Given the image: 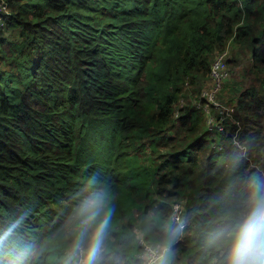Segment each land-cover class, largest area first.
Wrapping results in <instances>:
<instances>
[{
  "label": "trees",
  "instance_id": "trees-1",
  "mask_svg": "<svg viewBox=\"0 0 264 264\" xmlns=\"http://www.w3.org/2000/svg\"><path fill=\"white\" fill-rule=\"evenodd\" d=\"M6 2L0 264H62L61 230L93 197L112 211L102 264H145L139 234L158 244L174 230L178 264H222L264 183V0ZM226 44L247 82L209 127L192 99Z\"/></svg>",
  "mask_w": 264,
  "mask_h": 264
},
{
  "label": "clouds",
  "instance_id": "clouds-1",
  "mask_svg": "<svg viewBox=\"0 0 264 264\" xmlns=\"http://www.w3.org/2000/svg\"><path fill=\"white\" fill-rule=\"evenodd\" d=\"M111 216L102 197L81 204L61 230L63 238L70 241L62 264H102ZM237 217L225 234L227 255L222 264H264V183L252 185L246 207ZM175 238L174 230L166 233L155 247L146 244L147 264H167ZM32 254L39 255L32 249L24 253Z\"/></svg>",
  "mask_w": 264,
  "mask_h": 264
},
{
  "label": "built area",
  "instance_id": "built-area-1",
  "mask_svg": "<svg viewBox=\"0 0 264 264\" xmlns=\"http://www.w3.org/2000/svg\"><path fill=\"white\" fill-rule=\"evenodd\" d=\"M9 11V6L6 2V0H0V12L7 13ZM4 24V18L2 14H0V27ZM230 75L229 66L227 64V50H222L221 52L217 53L210 65L209 74L206 82L202 85V88L200 90V99L197 102L198 106H202L203 109L207 110V105H216L219 103L217 100V96L219 92L221 91L224 81L226 78ZM232 107L230 105L225 106V111L229 113L231 111ZM204 110V111H205ZM213 118V117H212ZM209 118L208 126L211 127V125L215 122L218 124V127H222V123L220 119ZM236 142L238 140H235ZM183 211H184V204L182 199H178L172 203V220L175 222H178L181 226L185 224V221L183 220ZM139 243L141 245V250L139 252L140 256H142L145 260V252L146 247L145 245H151L155 247L157 243H154L150 241L148 238L144 237L142 234H139L138 236ZM159 254V253H157ZM145 264H147V261L145 260Z\"/></svg>",
  "mask_w": 264,
  "mask_h": 264
},
{
  "label": "rangeland",
  "instance_id": "rangeland-1",
  "mask_svg": "<svg viewBox=\"0 0 264 264\" xmlns=\"http://www.w3.org/2000/svg\"><path fill=\"white\" fill-rule=\"evenodd\" d=\"M227 47H225L224 49L218 50L215 55L219 52H221L222 50H227V57L230 55V52H232L231 47L229 44H226ZM244 63L245 65L247 64V60L245 59L244 62H237V63H231L230 61L227 62L228 66H229V70H230V75L226 78V80L224 81L223 87L220 91V93L218 94L219 96H217V100L219 101L218 104L216 105H207V110H205V115H206V119L209 122V118L215 119L216 117V111L219 110L220 111H225V106L229 105L227 104V102H225V100H223L222 95L224 94H229L227 93L228 91H234L237 92V90H240L244 87V85L247 82V79H245V76H243L244 74V69L246 67H244ZM244 68V69H243ZM207 80V79H206ZM206 80L204 81V83L206 82ZM203 83V84H204ZM221 96V97H220ZM185 101V98L182 97L179 100V104H182ZM192 102H196L197 104V98L192 99ZM168 261L170 262V264H178L177 260H176V256L174 254L170 255L168 257Z\"/></svg>",
  "mask_w": 264,
  "mask_h": 264
}]
</instances>
